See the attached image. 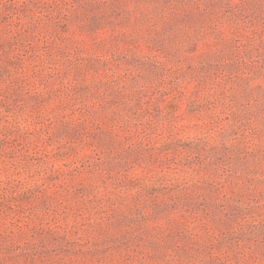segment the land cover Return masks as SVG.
Listing matches in <instances>:
<instances>
[{
	"label": "rangeland",
	"instance_id": "374dc122",
	"mask_svg": "<svg viewBox=\"0 0 264 264\" xmlns=\"http://www.w3.org/2000/svg\"><path fill=\"white\" fill-rule=\"evenodd\" d=\"M0 264H264V0H0Z\"/></svg>",
	"mask_w": 264,
	"mask_h": 264
}]
</instances>
